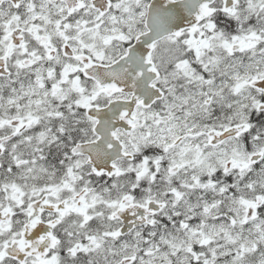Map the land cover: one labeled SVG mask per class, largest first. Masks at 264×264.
I'll return each instance as SVG.
<instances>
[{"label":"snow or ice","instance_id":"6c2138e0","mask_svg":"<svg viewBox=\"0 0 264 264\" xmlns=\"http://www.w3.org/2000/svg\"><path fill=\"white\" fill-rule=\"evenodd\" d=\"M0 264H264V0H0Z\"/></svg>","mask_w":264,"mask_h":264}]
</instances>
